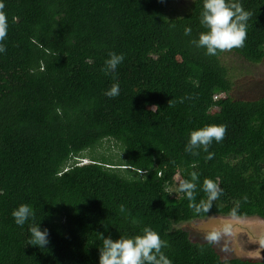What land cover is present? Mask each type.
I'll list each match as a JSON object with an SVG mask.
<instances>
[{"label": "trees", "instance_id": "obj_1", "mask_svg": "<svg viewBox=\"0 0 264 264\" xmlns=\"http://www.w3.org/2000/svg\"><path fill=\"white\" fill-rule=\"evenodd\" d=\"M181 1L0 0V264H99L103 236L146 226L168 242L172 264L262 263L228 259L225 241L180 227L233 208L264 219V83L236 95L225 52L192 43L207 31L204 0ZM235 2L251 17L244 46L231 51L261 64L264 0ZM110 52L124 61L106 74ZM114 83L120 94L109 98ZM213 124L227 126L209 146L213 158L186 152L190 133ZM193 171L196 203L207 198L205 178L223 189L208 213L189 208L179 185L170 191ZM20 204L35 213L23 227L12 216ZM32 224L49 230L46 248L28 244Z\"/></svg>", "mask_w": 264, "mask_h": 264}, {"label": "clouds", "instance_id": "obj_2", "mask_svg": "<svg viewBox=\"0 0 264 264\" xmlns=\"http://www.w3.org/2000/svg\"><path fill=\"white\" fill-rule=\"evenodd\" d=\"M4 9L5 4L0 2V53H5L7 50L3 43L8 35V19ZM250 17L251 13L235 0H232V2L230 0H204L200 23L207 31L201 32L198 39L193 40L192 43L197 47L205 48L206 54L210 56L242 48L247 38V22ZM191 31L190 27L184 29L185 35H191ZM123 61V54L110 52L103 71L106 74L113 72ZM119 94L120 87L118 83L112 84L110 89L105 92V95L109 98H115ZM226 131V125L215 124L193 130L190 133L185 151L198 155L199 153L196 150L202 149L208 153L207 159H212L214 153L208 151L209 146L213 140L217 143L221 142L225 138ZM78 160L80 164L87 163L85 162L86 158H78ZM179 175L181 176L178 181L179 191L183 192L188 199L189 208H192L197 214L201 212L208 213L213 202L222 194L223 189L214 180L205 178L203 180V191L207 198L196 203L198 173L191 172L190 179H183L182 174ZM175 178H173V181ZM123 210V206H121V211ZM236 214L237 208H233L231 215L236 216ZM12 216L15 223L23 227L30 218H34L35 213L30 205L20 204L13 210ZM133 222L135 223V221ZM39 224H32L29 227L30 239L28 244L46 248L49 244V230L47 228L42 230ZM231 231L232 226L225 224L222 228H214L207 232L205 240L209 244H216L222 235H228ZM168 246L167 241L147 226L143 228L142 234L133 237H120L114 240L110 236H103L99 264H172L171 259L163 251ZM259 251H261V255L264 253V250ZM261 264H264V262Z\"/></svg>", "mask_w": 264, "mask_h": 264}, {"label": "rangeland", "instance_id": "obj_3", "mask_svg": "<svg viewBox=\"0 0 264 264\" xmlns=\"http://www.w3.org/2000/svg\"><path fill=\"white\" fill-rule=\"evenodd\" d=\"M187 1L182 0L179 6H186ZM148 59L154 60L153 56H149ZM222 60L230 68L231 75L235 80L236 95L246 94L250 96L251 90L255 94L257 92L256 88L263 85L264 62L258 65L251 64L234 51L225 52ZM179 61L178 57L177 62ZM85 162H89V160ZM179 174L174 181L170 182V184L172 183L170 191H177L178 181L181 179ZM159 194L161 195V193ZM225 224L232 226L231 233L222 235L220 238V240L225 241L230 247V257L228 259L236 256L264 262V253L261 255V251H259L264 250V219L258 216L239 218L234 216H216L206 220L184 223L180 227L190 229L193 232V239L205 240L207 232L214 228H222Z\"/></svg>", "mask_w": 264, "mask_h": 264}]
</instances>
